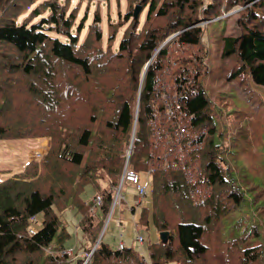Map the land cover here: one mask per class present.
Returning <instances> with one entry per match:
<instances>
[{
    "label": "trees",
    "instance_id": "16d2710c",
    "mask_svg": "<svg viewBox=\"0 0 264 264\" xmlns=\"http://www.w3.org/2000/svg\"><path fill=\"white\" fill-rule=\"evenodd\" d=\"M70 2L0 0V140L50 137L40 161L31 160L0 182V264L69 263L47 249L65 248L68 234L56 210L71 206L82 215L79 227L91 251L113 201L111 188L121 180L131 136L130 166L152 184V206L143 208L139 223L149 228L152 222L167 233L149 246L152 264H264L263 224L225 236L227 222L242 225L239 211L257 186L237 171L238 150L218 132L217 111L200 79L211 73L209 48L201 43L208 27L199 25L242 6L239 32L224 33L222 79L244 90L264 87V0H127V12L108 21L113 31L107 49L100 16L95 14L81 40L84 21L77 25ZM125 25L118 50H112ZM164 92L176 94L167 102L172 116L160 97ZM177 124L205 137L197 154L167 137ZM103 182L108 188L102 189ZM88 185L103 197L102 219L81 197ZM263 210L257 214L262 221ZM132 260L140 263L133 247L119 251L101 241L92 264Z\"/></svg>",
    "mask_w": 264,
    "mask_h": 264
},
{
    "label": "rangeland",
    "instance_id": "374dc122",
    "mask_svg": "<svg viewBox=\"0 0 264 264\" xmlns=\"http://www.w3.org/2000/svg\"><path fill=\"white\" fill-rule=\"evenodd\" d=\"M205 1L208 3L209 0ZM70 3V10L77 8V25L80 21H84L85 30L82 32L81 40L86 38L87 26L94 20L95 14L100 16L101 21L97 25L98 29L102 30L104 33L102 46L107 49L109 46L108 38L113 31V27L108 21L117 22L119 13L124 14L127 12V0H71ZM241 10H243V7L237 6L232 10L235 12L226 19V21L213 20L209 23V51L206 61L209 65L208 69H211V73L209 74L210 71L208 70L206 76L202 78V82L217 111L216 123L218 132L220 133L223 130L229 144L233 143L238 150L240 167L237 166V171H242V175H247V178L253 179L254 182L250 184L251 187L257 186L254 191H250L246 194L244 205L239 211L242 225L238 227L231 221L226 223L225 236L227 238L229 236L230 238L239 236L244 228L251 227L253 224H258L259 226L263 224L262 230L264 232V221L257 215L264 207V87L252 85L250 90H244L238 82L222 79V65L227 62L223 57L224 33L226 31L228 35H237L239 30L236 21L239 18V12ZM147 11L143 12L141 23L145 21ZM258 13H261V11ZM125 27L126 25L119 29L118 36L111 44L112 50H118ZM148 68L149 66H146L145 73ZM113 83L114 79L110 82H106L107 85H105V87ZM135 127H137V120ZM132 141L133 138L131 136L130 144L125 153L126 159L128 158L127 156ZM49 145L50 137L19 139V167L27 163L30 153H32V160L40 161L48 152ZM231 151L233 152L232 148ZM24 169L25 167L19 169V172ZM239 176V180L242 182L243 178L240 173ZM6 178L7 177H0V182ZM141 178L143 184H149L148 195L143 203L138 204L135 201L136 188L134 184L129 182L125 183L124 195L126 200L120 206H117L114 211V218L121 219L122 226L119 227L114 220H111L106 227L107 217H105L97 241L101 238L104 229H106L103 238H101L103 243L115 250L120 240H122L127 247H135L134 249L150 262L149 246L157 244L160 241V233L152 222H150L149 228L141 226L140 224L138 225L140 234L145 239V244L143 246H134L133 244L136 236L134 223H139V215L143 208L150 210L152 206L151 181L146 176ZM247 185V183L243 184L244 189H246ZM106 188H108V184L103 182L102 189ZM96 195L97 192L92 185L86 186L81 193V197L85 202H91ZM252 195L258 197V200L254 201ZM132 208H135L134 213L132 212ZM56 212L60 216L68 234V239L64 242L65 248L80 250L81 246L86 247L92 244L91 242L87 243L85 235L79 227L82 215L75 208L71 206L63 213H59L57 210ZM96 216L102 219L100 211L97 212ZM41 218L42 216H40V219ZM40 226L41 224L38 223L35 227L38 228ZM77 227L78 231L76 235ZM257 239H255V243ZM48 250L59 251V245L55 244V246L48 248L47 252H49Z\"/></svg>",
    "mask_w": 264,
    "mask_h": 264
},
{
    "label": "built area",
    "instance_id": "2783aa9c",
    "mask_svg": "<svg viewBox=\"0 0 264 264\" xmlns=\"http://www.w3.org/2000/svg\"><path fill=\"white\" fill-rule=\"evenodd\" d=\"M235 11H231L229 13H225L222 17H219L215 20H223V19H228ZM211 21H202L199 25L203 28H207L208 24ZM176 35H174L173 37H170L162 46V48L164 46H166L167 44L170 43V41L175 37ZM169 41V42H168ZM201 43L202 46L206 49L209 48V40H208V33L204 32V34L202 35V39H201ZM204 77H201V81H203ZM160 97L162 99V101L165 102L166 106V113L170 116H172L173 114H175V112L173 111L171 105H167V102L173 100L176 97L175 92H173L172 94H168V93H162L160 94ZM186 114L183 116L185 117ZM135 131H136V127H135ZM135 134V132H134ZM133 134V136H134ZM167 137L170 139V141H172V143L175 142V146L178 144L180 147H183L185 149L191 150L193 153L197 154L204 145V139L205 137L201 138L199 136H195L190 134V130H188V128L186 127V125L183 124H177L175 127L174 132L168 133ZM133 152V144L131 143L130 145V150L128 152V158L126 159V163L123 169V173L121 176V180L119 182V184L117 186H114L111 188V191L113 192V201L111 203V207L107 216V224L106 227L108 225V223L111 220H114L116 222V224L121 227L122 226V221L121 219H115L114 218V211L116 209L117 206H120L125 200V195H124V186L125 183L129 182L134 184L135 188H136V197H135V201L138 204H142L144 199L147 197L148 195V189H149V184H143L142 183V178L139 175L138 172H136L135 170H133L130 166L129 160L131 157V154ZM43 156V155H42ZM147 176H151V172L149 171L147 174ZM195 195V192L192 191V197ZM91 206V212L95 213L96 211L102 209L101 207L103 206V197L102 195H96L93 199V201L90 203ZM133 210V208H132ZM135 211V208H134ZM134 228L136 230V236H135V240L134 243L135 245H139V246H143L145 244V239L141 236L139 228H138V223H134ZM105 230L102 232L101 234V238H103ZM35 230L32 229L31 232H34ZM97 246H94L93 249L91 251H83V252H76L75 248H63L59 251H53V250H48L49 253L53 254L56 253L58 256L61 257H66V259L69 261V263H63V264H70L69 259H83V263L82 264H92V260H93V255L97 249ZM127 248L126 244L124 243V241L120 240L117 250L119 251H124ZM140 263H137L135 261H131L130 264H152L151 260L150 262L147 261L143 255H140Z\"/></svg>",
    "mask_w": 264,
    "mask_h": 264
},
{
    "label": "crops",
    "instance_id": "0c3cea01",
    "mask_svg": "<svg viewBox=\"0 0 264 264\" xmlns=\"http://www.w3.org/2000/svg\"><path fill=\"white\" fill-rule=\"evenodd\" d=\"M223 20L226 21V19H223ZM45 140H47V139H45ZM47 144H48V141H47ZM31 155H32V153H30L27 163L25 165L19 167V140H0V177L1 178L2 177L8 178L9 176H13V175L19 173V169L24 168L32 160ZM91 202H89V203H91ZM90 209H91V206H90ZM98 211H101V209ZM98 211H96L95 213H93V212L92 213L94 215H96ZM132 212L133 213L135 212L134 209L132 210ZM140 216H141V213L139 215V220H140ZM139 224L140 223H138V225ZM77 231H78V227L76 228V235H77ZM160 240H162L161 233H160ZM52 246H55V244L51 245V247ZM134 246H135V244H134ZM86 247L81 246V249L80 250L76 249V252L86 251ZM133 248H135V247H133ZM69 260H74V262L76 263V261L78 259H69Z\"/></svg>",
    "mask_w": 264,
    "mask_h": 264
},
{
    "label": "water",
    "instance_id": "95a60500",
    "mask_svg": "<svg viewBox=\"0 0 264 264\" xmlns=\"http://www.w3.org/2000/svg\"><path fill=\"white\" fill-rule=\"evenodd\" d=\"M140 11H141V6H137L136 9H135V11H134V16H135V18L138 17ZM168 42H169V41H168ZM147 66H149V64H148ZM143 78H144V76H143ZM134 132H135V128H134V130H133V134H134ZM161 237H162V239H166V237H167V233H166V232L161 233ZM100 240H101V238L96 242V245H95V246L99 245Z\"/></svg>",
    "mask_w": 264,
    "mask_h": 264
},
{
    "label": "clouds",
    "instance_id": "9594fccd",
    "mask_svg": "<svg viewBox=\"0 0 264 264\" xmlns=\"http://www.w3.org/2000/svg\"><path fill=\"white\" fill-rule=\"evenodd\" d=\"M100 242H101V240H100ZM96 245V244H95Z\"/></svg>",
    "mask_w": 264,
    "mask_h": 264
}]
</instances>
